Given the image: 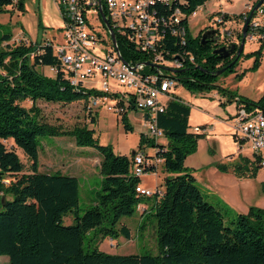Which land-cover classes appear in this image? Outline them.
<instances>
[{"label":"trees","instance_id":"trees-1","mask_svg":"<svg viewBox=\"0 0 264 264\" xmlns=\"http://www.w3.org/2000/svg\"><path fill=\"white\" fill-rule=\"evenodd\" d=\"M205 1L158 4L160 14L169 15L179 7L185 17L179 24L159 25L155 52L166 59L182 56L183 65L172 69L170 75L188 90L203 92L218 87L224 96L221 105L235 102L236 108L243 104L257 107L264 114V92L254 100L216 84L221 74L234 73L237 79L243 76L246 68L236 70L240 58L252 56L250 68L257 67L264 42L241 51L237 58L236 50L227 56L214 52L222 45L217 31L203 39L205 29L194 35L188 27V15ZM12 3L13 0H0V12ZM23 3L16 0L19 10H23ZM240 16L241 13L224 12L225 18ZM114 34L125 60L151 61L152 54L137 47L126 34L117 30ZM241 36L237 31V40L231 42L236 48ZM11 38V31L0 29V255H6L9 264H264V207L250 205L247 211H237L231 219H225L221 208L204 198L184 163L203 135L189 129L191 105L187 101L173 92L164 109L157 112L156 123L163 130L165 143L140 132V150L146 157L160 158L166 171L160 191L140 193L136 186L141 176L132 172L133 154L117 153L111 145L100 143L93 128L86 124L64 129L40 119L38 100H88L90 95L103 91L83 86L82 82L71 83L72 73L64 69L51 43L38 39L10 43ZM38 66H54L56 70L54 75H48ZM223 66L225 69L216 74ZM156 70L155 66L145 65V71ZM25 100L30 105L26 106ZM129 109H135L133 104L121 112V121L125 129L133 130L127 117ZM89 116L95 121L94 115ZM58 134L72 135L77 145L93 146L101 154L100 185L94 202L81 215L78 178L60 170L38 169L39 136ZM7 138L13 141L11 147L3 142ZM145 146L156 150L147 153L142 149ZM17 148L28 161L27 169ZM159 163L145 165V172L155 171ZM229 165L238 176H253L260 167L254 158L241 154L232 164L217 163L225 171ZM146 196L154 197L142 212L148 210L154 216L156 253H114L97 245L83 248V235L91 228H97L102 237L130 238L129 227L125 223L118 225L119 220L131 215ZM68 212H73V220L64 223L63 216Z\"/></svg>","mask_w":264,"mask_h":264},{"label":"rangeland","instance_id":"rangeland-1","mask_svg":"<svg viewBox=\"0 0 264 264\" xmlns=\"http://www.w3.org/2000/svg\"><path fill=\"white\" fill-rule=\"evenodd\" d=\"M224 9L232 13H237L243 9V0H207L196 9V13L188 18V27L192 34H196L200 29H206L210 20L207 18L208 9ZM215 13V12H214ZM230 28H237L238 23H227ZM63 18L59 9L58 0H24L23 10L16 6V0L6 6V10L0 12V29L12 32L10 43L20 41L30 42L40 40L42 42H52L59 44L62 42ZM20 39L17 41V39ZM24 38V39H23ZM240 39L237 41L239 42ZM4 44V43H3ZM259 45L249 40L245 41L243 51L253 49ZM253 57L240 58L236 65V70L245 69V73L240 79L234 77V73L221 74L216 84L233 89L238 94L256 100L264 92V45L262 46V56L260 64L255 68H250ZM40 70L48 75H54L55 70L50 66H38ZM166 73H170L166 70ZM83 86H95L100 88V77H90L82 80ZM175 93L182 96L191 105L189 115V129L194 130L199 126L198 133H203L198 140L196 148L187 153L184 163L191 170L195 177V182L200 188L206 200L218 205L225 219H231L238 211L234 206L226 202L223 196L225 188H230L237 194H246L247 205H259L260 200H264V180L250 177L238 176L229 165L228 170H221L217 163H233L238 156L245 155L253 158V152L245 143L239 150V142L233 128L225 124L232 122L229 113L233 111L232 102L221 105L219 97H224L219 88L215 87L209 91L192 92L177 82L174 88ZM219 92V97L216 96ZM90 97V96H89ZM185 100V101H186ZM26 106L30 101L23 102ZM40 107V119L55 124L61 128L69 129L74 125L86 124L93 128L94 135L102 144H109L117 153L131 154L132 150H140L139 134L143 132L140 113L135 109H129L127 117L133 130L124 128L121 121V113L107 110L103 105L95 107L90 113L94 115L95 121H91L88 113L89 100L79 99L71 102L61 101H37ZM234 115V112L232 113ZM226 116V117H225ZM220 117L228 118L227 123L218 121ZM153 137V135H149ZM166 142L164 136L158 137ZM3 142L11 147V138L3 139ZM144 151L154 153V148L145 146ZM18 155L25 162L27 169L28 161L21 149H16ZM101 154L99 151L88 145H77L74 137L68 134L41 135L39 136L38 147V169L43 171L60 170L62 172L75 175L79 180V202L78 214L94 202L96 192L100 185L101 174L98 163ZM260 169V174L263 172ZM166 171L159 163L155 171H148L141 175L140 184L152 190L156 186H162V178ZM8 180V179H6ZM248 181V183H244ZM154 197L143 198V205L152 204ZM2 197L0 196V206ZM73 220V212H68L63 216L64 223ZM105 223V222H103ZM125 223L131 232V237L123 235L111 238L102 237L97 228H91L83 235V248L90 249L97 245L100 249L114 253H143L157 252V245L154 232V216L146 210L141 211V205L131 215H123L119 224ZM0 264H9L6 255H0Z\"/></svg>","mask_w":264,"mask_h":264},{"label":"built area","instance_id":"built-area-1","mask_svg":"<svg viewBox=\"0 0 264 264\" xmlns=\"http://www.w3.org/2000/svg\"><path fill=\"white\" fill-rule=\"evenodd\" d=\"M171 2L172 0H58L63 18L62 42L47 43L52 44L64 69L72 73L71 83L77 84L85 78L100 77L98 90L103 93L90 95L88 113L101 105L107 110L121 113L133 104L140 113L144 133L153 135L156 139L164 136L162 128L157 126L156 114L164 109L167 99L175 92L177 80L170 75L173 73L172 69L183 65L181 55L166 59L155 52L160 38L159 25L179 24L181 18L185 17L179 7H175L169 15L160 14L158 4ZM196 9L191 14L196 13ZM101 12L108 19L114 33L117 30L126 34L137 47L152 54L151 61L157 64L156 71H145L146 64L143 61H127L122 57ZM250 12L245 41L260 45L264 42V0H243L239 19L225 18L223 11L207 13L210 22L205 28L215 29L221 43L228 45L237 40V31L242 33L244 20ZM232 22L238 23L236 29L227 25ZM180 33L184 34L183 26ZM19 40L18 38L17 41ZM50 68L56 70L54 66ZM167 68L170 73H165ZM232 121L239 149L248 143L256 163L264 166L262 110L239 105ZM194 130H200L199 126H195ZM159 162L160 158L146 157L142 150H138L132 156V172L141 176L146 173L145 165ZM160 189L158 186L154 190L143 187L140 182L136 186L137 191L148 195Z\"/></svg>","mask_w":264,"mask_h":264},{"label":"crops","instance_id":"crops-1","mask_svg":"<svg viewBox=\"0 0 264 264\" xmlns=\"http://www.w3.org/2000/svg\"><path fill=\"white\" fill-rule=\"evenodd\" d=\"M243 10V9H242ZM242 10H240L239 12H237V13H240ZM217 11H223V12H227V13H229V14H232V12H230V11H227V10H224V9H222V8H220V9H218V10H215V9H208V13H214V12H217ZM235 13V12H234ZM244 46H245V43H244ZM255 48H257V47H255ZM254 49V48H253ZM248 50H252L251 48L250 49H247V50H245V51H248ZM244 51V52H245ZM216 96H218L219 97V92H216ZM182 97V96H181ZM183 98V97H182ZM184 99V98H183ZM186 100V99H185ZM220 100H224V97H219V101ZM187 101V100H186ZM232 105L234 106V109H233V111H231L230 113H229V116H232L233 117V115H232V113L234 112L235 113V111H236V103L235 102H232ZM192 108V107H191ZM191 111V110H190ZM226 117V116H225ZM141 118V117H140ZM228 120V118H224V117H220L219 119H218V121H220V122H223V123H227L226 121ZM189 122V121H188ZM233 122V121H232ZM232 122L230 123V125H229V123H227V124H225V125H227V126H230L231 128H232ZM143 132H144V130H143ZM157 140L159 141V139L157 138ZM162 143H165L164 141H162V140H160ZM154 148V152H155V150H156V148L155 147H153ZM240 150V149H239ZM127 154V153H126ZM264 169V166H260L257 170H256V172H255V174L253 175V176H244V177H250V178H253V179H258V180H260V181H263L264 180V170H263V172H262V174H260V169ZM244 183H248V181H245ZM223 196H224V199L226 200V202L227 203H229L231 206H234L238 211H241V212H245V211H247V209H248V207L250 206V204L249 205H247L246 204V202H248L247 201V196H246V194L244 195V194H241V197L239 196V198H237V194H236V192H234L232 189H230V188H225L224 189V191H223ZM139 205H141V211H143L145 208H146V206L145 205H143V203H140ZM258 206H262V207H264V200H260V203H259V205ZM139 207V206H138ZM138 209V208H137Z\"/></svg>","mask_w":264,"mask_h":264},{"label":"water","instance_id":"water-1","mask_svg":"<svg viewBox=\"0 0 264 264\" xmlns=\"http://www.w3.org/2000/svg\"><path fill=\"white\" fill-rule=\"evenodd\" d=\"M257 5V4H256ZM251 13L250 12L247 17L245 18L244 20V23H243V26H242V36H241V39L240 41L238 42V46L236 48L235 46V43H230L228 45L226 44H222L220 46H217L215 49H214V52H218L220 53L221 56H227V55H230V53H232L234 50L235 51V57L237 58L241 51H243L244 49V43H245V33H246V29H247V25H248V21H249V18L251 16ZM102 14V17H103V20L106 24V26L109 28L110 30V33H111V37H112V40L113 42H115V34H114V30L111 26V24L109 23L108 19L104 16L103 12H101ZM215 34V29L213 28H206L203 32H202V38L204 39L206 36H209V35H214ZM236 48V49H235ZM145 64H150L152 66H157L156 63L154 62H151V61H145ZM225 69V66L221 67L220 69H218L216 71V74H220L223 70ZM134 150H132L131 154H134Z\"/></svg>","mask_w":264,"mask_h":264}]
</instances>
